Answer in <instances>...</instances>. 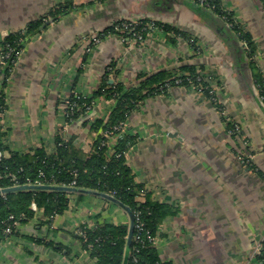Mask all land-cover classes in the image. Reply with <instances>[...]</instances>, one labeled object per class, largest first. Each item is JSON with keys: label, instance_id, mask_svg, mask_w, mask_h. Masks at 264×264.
Returning <instances> with one entry per match:
<instances>
[{"label": "crops", "instance_id": "obj_1", "mask_svg": "<svg viewBox=\"0 0 264 264\" xmlns=\"http://www.w3.org/2000/svg\"><path fill=\"white\" fill-rule=\"evenodd\" d=\"M57 1L61 0H0V42ZM72 1L77 8L50 22L19 55L5 89L1 119L5 142L13 150L44 147L53 152L61 136L73 138L75 145L89 152L98 135L92 125L109 115L113 103L100 95L85 119L69 122L64 108L67 95L92 96L112 59L120 70L107 75L109 82L126 86L135 84L141 73L196 64L205 79L217 84L215 93L230 119L203 92L174 85L166 93L147 97L129 114L125 132L138 140L128 151L127 162L136 181L156 200L177 209L155 235L163 261L262 264L256 245L264 240V104L256 95L249 60L237 64L218 33L186 6L164 12L155 8V0ZM221 2L252 35L264 78L262 1ZM134 17H150L185 30L198 38V49L188 37L159 26L140 44L126 43L117 33L92 44L95 33L117 19ZM229 123L238 125V130L229 133ZM116 141V135L110 137L111 151ZM68 196L69 207L51 224H41L42 209L16 233L0 239V264H97L76 237L77 228L93 224L97 215L130 226L129 212L116 202L89 192Z\"/></svg>", "mask_w": 264, "mask_h": 264}, {"label": "trees", "instance_id": "obj_2", "mask_svg": "<svg viewBox=\"0 0 264 264\" xmlns=\"http://www.w3.org/2000/svg\"><path fill=\"white\" fill-rule=\"evenodd\" d=\"M208 1L210 5L204 6L213 10L231 26L230 28L224 25L220 20L217 22L216 28L219 33L223 34V39L228 42V47H231L238 58L244 54L238 40L247 42L244 52L250 62L254 83L264 88V78L255 60L257 46L252 35L243 28L233 11L227 9L221 0ZM76 8L77 5H74L72 0L57 3L37 18L28 21L24 28L7 34L0 42V54L10 52V55L5 59L6 63L0 66V151L3 153V156L0 157V225L13 223L14 220L9 219L11 214L16 216L20 221L19 225H21L34 218L39 209L44 211L41 224H51L57 214L63 213L69 207L68 195L71 192L67 190L30 188L2 191L22 184H31L26 183L28 182L27 178L35 180L39 176V171L43 170L45 173L42 177L44 184L71 186L70 183L75 181L73 187H77L79 190L74 193L79 196L83 195L84 189L101 191L112 195L128 207L133 220V236L129 247L130 226L102 220L99 215L95 216L93 224L81 225L84 235L76 231V237L90 255L97 260V264H170L169 261H163L160 258L155 242L149 239V234L155 237L159 225L167 216L176 213L177 209L172 204L156 200L144 184L136 181L126 155L137 143L138 136L128 132L122 133L121 129H115V126L120 121H124L125 124L129 114L137 109L147 97L166 93L170 87L179 85V83H175L177 74L182 79L180 85L197 88L201 85H208V80L203 75L201 76V68L196 64H185L178 70L161 69L147 75L141 73L135 84L126 86L121 81L109 82L110 77L107 75L111 72L118 74L120 70L117 60L112 59L111 69L105 70L99 88L94 91L93 95L83 96L81 94L78 96L76 93H72L71 102H76V107L73 108L72 114H69V106L67 107L68 112L66 111L69 122L78 121L82 115L92 109L96 98L100 95L104 94L107 98L114 100L115 103L109 115L97 118L92 125L98 135L94 138L89 152L75 145L73 138L65 139L61 136H57L56 150L53 152L46 151L44 147L28 151L13 150L5 142V132L1 124L6 108L5 89L21 51L31 36L41 33L51 21H58L63 14ZM203 14L209 19L218 21L208 13L203 12ZM124 20L125 18L117 19L111 25L100 30L98 34L102 38L109 33L128 37L129 32L121 29V22ZM148 20L151 19H142L141 24L136 28L139 30L145 26ZM117 23L120 27H116ZM154 23L168 31L193 38L194 46L197 44L198 38L193 37L185 30L159 20H155ZM233 33L239 38L238 40ZM195 47L198 49V46ZM204 92L205 94L209 93L208 89ZM260 97L264 104V89H262ZM84 122L86 123V121ZM229 126L232 124L229 123ZM106 129L119 135L113 145V151H111L109 143L103 141L105 139L103 131ZM6 152L8 155L5 154ZM105 198L113 201L108 197ZM34 205L36 208L33 207ZM138 223H142L141 229L136 226ZM19 225L15 227L12 234L16 233ZM12 234H5L0 229V239ZM138 234L139 239L136 238ZM35 240L41 241L38 238ZM259 259L264 264V247Z\"/></svg>", "mask_w": 264, "mask_h": 264}, {"label": "rangeland", "instance_id": "obj_3", "mask_svg": "<svg viewBox=\"0 0 264 264\" xmlns=\"http://www.w3.org/2000/svg\"><path fill=\"white\" fill-rule=\"evenodd\" d=\"M65 0H61V1H57V2H55V3H53V5L52 6H54L55 4H57V3H61V2H64ZM195 1H197L198 2V0H195ZM74 2V1H73ZM74 5H75V3H74ZM264 5V4H263ZM228 9V8H227ZM73 9H71V10H69V12L68 13H66V14H63L61 17H60V19L61 18H63L64 16H66L67 14H69V13H71V11H72ZM144 18H148V19H151V20H148L146 23H145V26H142V28H140L139 30L136 28L135 29V32H133V31H131L130 33H129V36L128 37H126V36H121V38H122V40L124 41V42H126V43H132V44H140V43H142V42H144L145 41V37H146V35H147V33L148 32H150L151 31V29H154V27H157V25L154 23V21H155V19H153V18H150V17H134V18H125V23H127V22H133L134 23V26L135 27H137L139 24H141V20L142 19H144ZM128 19L130 20V21H128ZM51 22H54V21H51ZM123 22V21H122ZM121 22V23H122ZM116 27H120V25H119V23H117L116 24ZM160 27V26H159ZM145 32H146V34H145ZM34 35H36V34H34ZM33 35V36H34ZM33 36H31V38L33 37ZM30 38V39H31ZM101 36L98 34V33H95L94 35H93V37H92V39H91V41H92V44H96V43H99L100 42V40H101ZM189 41L191 42V43H193V38H189ZM243 42H245L246 43V46H247V42L246 41H243ZM195 46H198L197 44L195 45ZM245 46V47H246ZM196 48V47H195ZM109 69H111V65H109ZM200 72V71H199ZM112 73V72H111ZM177 73V72H176ZM143 74H146L147 75V73H143ZM181 74V73H180ZM112 75V74H111ZM200 75V74H199ZM203 75V73L201 74V76ZM198 78H200V76H198ZM113 80V79H112ZM182 79L180 78V76H179V74H177L176 75V80H175V83L176 84H178L179 83V85L181 84V81ZM111 82V81H110ZM257 86V89H258V91H259V93H262V89H264L263 87H260L258 84L256 85ZM188 87V86H187ZM196 90H198V91H200V92H203L204 94H205V92L204 91H206L207 89H208V91H209V93H207V94H205L206 95V97H209L214 103H215V105L217 106V109L218 110H221V111H223V113L224 114H222L223 116L225 115L226 116V114H225V112H224V109H223V104L221 103V101L218 99V97H217V94L215 93V89H216V87H217V84H211L209 81H208V85H201V86H199V88H197V87H195V86H193ZM98 88H99V86H98ZM170 89V88H169ZM72 93H76V95H81L80 93H77V92H71L69 95H67V97L65 98V100H64V108H65V111H67V107L69 106L70 107V111H69V114H72V111L74 110L73 108L74 107H76V102H71V95H72ZM109 100H111L112 101V103H113V106H114V100L113 99H111V98H108ZM113 106H112V108H113ZM68 112V111H67ZM88 115V113H86L85 115H82L81 117H80V119H85V117ZM224 116V117H225ZM107 117V116H106ZM228 118V116H226V118L225 119H227ZM230 118H228L227 120H229ZM226 120V121H227ZM117 128H119V129H121L120 131L123 133V132H125V124H124V121H120L116 126H115V129H117ZM237 129H238V125H236V124H233L232 123V126H229L228 127V131H229V133H233V132H236L237 131ZM108 132V130L106 129V130H104L103 131V134H104V137L105 138H108L107 137V134H109V138L108 139H110V137H113L115 134H117V133H113V134H110V133H107ZM118 137H119V135L117 134L116 135V140H118ZM251 155V153H249V155L248 156H250ZM33 207H35L36 208V206L34 205ZM39 211H42V209H39L38 210V212ZM37 212V213H38ZM77 232H81V231H83V229L81 228V226H79L78 228H77V230H76ZM84 232V231H83ZM83 235H84V233H83ZM264 241V240H263ZM263 241H261V243L258 245H256L257 246V249L258 248H261V250H262V248L264 247V243H263ZM261 253V252H260Z\"/></svg>", "mask_w": 264, "mask_h": 264}, {"label": "water", "instance_id": "obj_4", "mask_svg": "<svg viewBox=\"0 0 264 264\" xmlns=\"http://www.w3.org/2000/svg\"><path fill=\"white\" fill-rule=\"evenodd\" d=\"M154 4L156 5V9L158 11H164V12H172V10L174 9L175 5H183L186 6L188 9H190L194 15L198 16L206 25H208L209 27H211L214 31H216L218 33V35L223 39V34L219 33L216 25H218L217 22H219L221 20V22L224 23V25H227L228 27L231 28V26L222 18L220 17L218 14H216L213 10L209 9L208 7L198 3L195 0H155L153 1ZM174 11V10H173ZM203 12L208 13L209 15H212L214 18H216L218 21H214L212 18L209 19L207 18V16L205 14H203ZM235 33V32H234ZM233 33V34H234ZM235 35V34H234ZM236 37V35H235ZM236 39L238 40L239 38L236 37ZM223 41L225 42V44L227 45L228 42L226 40L223 39ZM238 43L241 45L243 51L242 56H240V58H238L233 50L231 49V47L229 48L228 45V49L230 54L233 56V59H235L234 61L237 64H243V62L248 59L245 55L244 52V48L246 46V43L241 41L240 39L238 40ZM254 85V82H253ZM255 85H254V89H255ZM256 91V89H255ZM256 95L259 99V101L261 103L262 99L260 97V95L258 94V90L256 92ZM30 188H43V189H58V190H67L69 192H77V190H79L77 187H73V186H65V185H52V184H22V185H18V186H14L8 189H3L2 191H6V190H18V189H30ZM85 192H89V193H96L99 194L103 197H108L110 199H112L113 201H115L116 203L120 204L122 207H124L127 211H128V207L123 205L122 203H120L118 200H116L112 195H109L107 193L101 192V191H94V190H89V189H84ZM129 212V211H128ZM130 214V213H129ZM131 217V216H130ZM132 236H133V220L132 218L130 219V230H129V235H128V247L131 243L132 240ZM128 250V249H127Z\"/></svg>", "mask_w": 264, "mask_h": 264}, {"label": "built area", "instance_id": "obj_5", "mask_svg": "<svg viewBox=\"0 0 264 264\" xmlns=\"http://www.w3.org/2000/svg\"><path fill=\"white\" fill-rule=\"evenodd\" d=\"M262 1V3L264 4V0H261ZM198 3H200V4H202V5H206V6H209L210 4H209V1L208 0H198ZM128 21H130L129 19H128ZM121 29L123 30V31H128L129 33L131 32V31H133V32H135V29H136V27L134 26V23L133 22H127V23H125V21H123L122 23H121ZM10 55V52L9 51H7V52H5V53H1L0 54V66H2V65H4L5 63H6V57L7 56H9ZM262 99V98H261ZM238 130V129H237ZM107 133H110V134H113L112 132H107ZM107 137L109 138V134H107ZM108 138H105L103 141L106 143H108L109 142V139ZM1 156H3V153L0 151V157ZM252 158L253 157V155H250L249 156V158ZM251 161H246V163H248L249 165H251V163H250ZM44 175H45V173H44V171L43 170H40L39 171V176L35 179V180H32L31 178H27V180H28V182H26V183H31V184H44V182H43V178L42 177H44ZM71 186H73V185H75V181H72L71 183ZM9 219H13L14 221H13V223H6V224H4V226H1L0 225V229L2 230V232L3 233H5V234H12L13 232H14V229H15V227H18V225H19V220L16 218V216L14 215V214H11L10 216H9ZM139 229H141L142 228V223H138L137 225H136ZM80 233H84L83 231H81ZM136 238H140V236H139V234L136 236ZM149 239L151 240H154L155 239V237L154 236H152V235H150L149 234Z\"/></svg>", "mask_w": 264, "mask_h": 264}]
</instances>
